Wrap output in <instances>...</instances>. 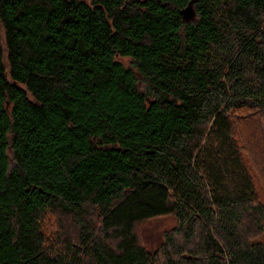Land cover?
I'll list each match as a JSON object with an SVG mask.
<instances>
[{
  "label": "trees",
  "instance_id": "trees-1",
  "mask_svg": "<svg viewBox=\"0 0 264 264\" xmlns=\"http://www.w3.org/2000/svg\"><path fill=\"white\" fill-rule=\"evenodd\" d=\"M0 264H264V0H0Z\"/></svg>",
  "mask_w": 264,
  "mask_h": 264
},
{
  "label": "water",
  "instance_id": "water-1",
  "mask_svg": "<svg viewBox=\"0 0 264 264\" xmlns=\"http://www.w3.org/2000/svg\"><path fill=\"white\" fill-rule=\"evenodd\" d=\"M180 13L184 20H189L193 15V10L191 8H185Z\"/></svg>",
  "mask_w": 264,
  "mask_h": 264
},
{
  "label": "rangeland",
  "instance_id": "rangeland-1",
  "mask_svg": "<svg viewBox=\"0 0 264 264\" xmlns=\"http://www.w3.org/2000/svg\"><path fill=\"white\" fill-rule=\"evenodd\" d=\"M116 59L121 61L124 65H129V59L128 58H124V57H120V56H116ZM12 164V162H11Z\"/></svg>",
  "mask_w": 264,
  "mask_h": 264
}]
</instances>
